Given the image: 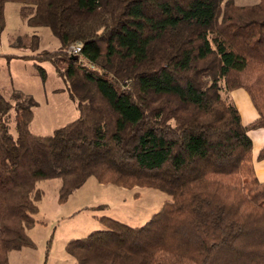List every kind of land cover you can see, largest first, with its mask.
I'll use <instances>...</instances> for the list:
<instances>
[{"label": "trees", "instance_id": "1", "mask_svg": "<svg viewBox=\"0 0 264 264\" xmlns=\"http://www.w3.org/2000/svg\"><path fill=\"white\" fill-rule=\"evenodd\" d=\"M6 2L59 40L33 65L44 79L38 63L53 64L78 115L35 134L36 100L0 93V264L35 247L38 182L60 179L63 203L90 176L170 200L140 226L98 216L104 229L65 244L75 264H264V182L248 136L264 127V0H0V34ZM236 88L258 113L246 125L223 94Z\"/></svg>", "mask_w": 264, "mask_h": 264}, {"label": "rangeland", "instance_id": "2", "mask_svg": "<svg viewBox=\"0 0 264 264\" xmlns=\"http://www.w3.org/2000/svg\"><path fill=\"white\" fill-rule=\"evenodd\" d=\"M4 6L5 26L0 34V93L12 103L13 91L31 95L37 102L29 124L31 132L52 134L55 128L74 120L78 110L53 64L48 60L38 63L45 70L46 76L42 79L33 65V58L44 50L57 49L59 40L47 27L28 26L22 7L15 2H6ZM13 33L19 34L17 40L12 38ZM33 34L39 37V47L35 51L28 48ZM6 54H19L28 59L18 56L10 61ZM10 115L9 133L16 136L14 112L10 111ZM60 184L58 178L37 183L43 194L37 202V222L28 230L35 247L10 251L8 264H74L75 259L65 251V244L71 238L84 237L91 231L104 229L98 216L111 217L130 226H140L165 201L170 200V196L155 188L134 186L126 189L109 183L101 184L90 176L65 202L58 203ZM49 239L51 242L48 247Z\"/></svg>", "mask_w": 264, "mask_h": 264}, {"label": "crops", "instance_id": "3", "mask_svg": "<svg viewBox=\"0 0 264 264\" xmlns=\"http://www.w3.org/2000/svg\"><path fill=\"white\" fill-rule=\"evenodd\" d=\"M259 1L260 0H234V2L240 6L256 4ZM16 4L22 7L21 4L19 3H16ZM33 28H36V27H33ZM18 35L19 34L17 33H13L12 38L15 39ZM14 39L12 41H14ZM17 55L21 56L19 54ZM13 60L14 59H11L10 61H13ZM30 61H33V60H30ZM223 94L227 98V100L230 101L236 107L242 124L246 125L258 118V113L250 99V96L243 88H236L233 90H229V91L224 92ZM248 136L252 142L251 162H252L255 177L257 178L258 181L264 182V158L258 159L257 157L259 150L264 145V127L249 130Z\"/></svg>", "mask_w": 264, "mask_h": 264}, {"label": "built area", "instance_id": "4", "mask_svg": "<svg viewBox=\"0 0 264 264\" xmlns=\"http://www.w3.org/2000/svg\"><path fill=\"white\" fill-rule=\"evenodd\" d=\"M79 51H80V44L79 43L73 44L68 48V52H71V53H77Z\"/></svg>", "mask_w": 264, "mask_h": 264}]
</instances>
